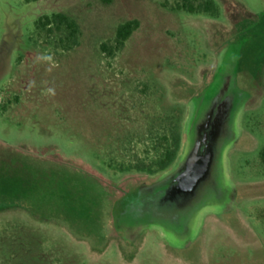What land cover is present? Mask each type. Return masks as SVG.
Segmentation results:
<instances>
[{
    "label": "rangeland",
    "instance_id": "374dc122",
    "mask_svg": "<svg viewBox=\"0 0 264 264\" xmlns=\"http://www.w3.org/2000/svg\"><path fill=\"white\" fill-rule=\"evenodd\" d=\"M213 1L216 17L177 11L181 0H0V264H264V0ZM57 13L76 46L63 26L35 25ZM229 44L248 95L226 155L233 206L205 214L185 248L154 229L126 238L117 218L131 202L115 212L172 170L190 100ZM174 124L175 160L143 169Z\"/></svg>",
    "mask_w": 264,
    "mask_h": 264
},
{
    "label": "water",
    "instance_id": "95a60500",
    "mask_svg": "<svg viewBox=\"0 0 264 264\" xmlns=\"http://www.w3.org/2000/svg\"><path fill=\"white\" fill-rule=\"evenodd\" d=\"M239 47L218 56L212 80L190 100L185 141L171 171L137 189L117 218L125 237L154 229L172 247L185 248L207 213L233 206L226 177V155L237 139V119L248 95L237 86Z\"/></svg>",
    "mask_w": 264,
    "mask_h": 264
},
{
    "label": "trees",
    "instance_id": "16d2710c",
    "mask_svg": "<svg viewBox=\"0 0 264 264\" xmlns=\"http://www.w3.org/2000/svg\"><path fill=\"white\" fill-rule=\"evenodd\" d=\"M175 9L177 11H184L190 15H207L209 17H216L219 13V8L213 0H181V3L177 4ZM35 25L39 28L46 29L48 32H51V27L53 25L63 26L68 32V39L70 41L69 45H67V49L77 45L78 27L73 20L63 14L57 13L43 15L37 19ZM137 27L138 22L135 20L119 25L115 31L114 49L119 50L123 47L124 42L129 38L131 33L137 29ZM101 50L106 52L107 55H112L113 52V50H106L103 45L101 46ZM180 139L177 126L174 124L170 127L168 135H163L159 141L157 140L156 146L161 150L157 160L151 165L145 167L142 165V168L147 169L148 171H151L154 167V169L159 171L166 169L175 160L178 154L180 149ZM260 161L264 164V149L260 152ZM135 197L136 192L133 193L130 200L120 204V209L114 214L115 219L125 206L132 202Z\"/></svg>",
    "mask_w": 264,
    "mask_h": 264
}]
</instances>
